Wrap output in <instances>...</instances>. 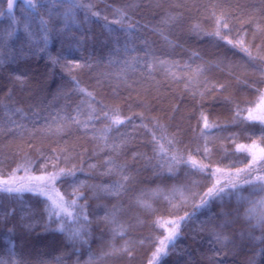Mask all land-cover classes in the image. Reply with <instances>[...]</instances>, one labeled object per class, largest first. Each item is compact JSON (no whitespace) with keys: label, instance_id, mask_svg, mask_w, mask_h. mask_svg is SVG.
I'll return each instance as SVG.
<instances>
[{"label":"trees","instance_id":"trees-1","mask_svg":"<svg viewBox=\"0 0 264 264\" xmlns=\"http://www.w3.org/2000/svg\"><path fill=\"white\" fill-rule=\"evenodd\" d=\"M77 2L66 15V0H33L35 8L12 0L11 10L0 0V180L75 167V176L57 180L55 189L66 200L76 198L70 195L75 189L88 217L70 224L50 218L44 195L0 193V264H264V224L257 219L264 190L259 182L244 183L264 170L232 175L251 161L235 152L236 145L255 143L260 155L264 124L238 121L213 129L210 155L194 151L202 147V113L221 125L237 108L264 115V105L256 108L264 60L249 61L207 34L215 31L213 13L223 12L231 31L222 34L235 41L238 32L247 33L253 54L261 46L264 55V34L256 32L264 27V0ZM220 84L226 87L218 90ZM114 109L125 121L119 126L101 114ZM152 133L175 141L174 147L160 141L170 152L191 153L224 174L184 163L169 173L170 162L154 153ZM122 176L129 179L119 194L103 190ZM217 179L219 187L232 182L237 188L204 197ZM201 197L208 204L197 210ZM185 212L195 214L180 223L173 243L165 240L167 254L153 260L171 227L158 221ZM61 223L65 231L58 230ZM77 228L82 236L70 239L69 230Z\"/></svg>","mask_w":264,"mask_h":264},{"label":"snow or ice","instance_id":"snow-or-ice-1","mask_svg":"<svg viewBox=\"0 0 264 264\" xmlns=\"http://www.w3.org/2000/svg\"><path fill=\"white\" fill-rule=\"evenodd\" d=\"M66 2L69 4L68 11L66 15L70 14L72 11V8L79 6L77 0H66ZM27 4L33 8L36 7V5L33 3V0H27ZM13 8L12 0H8V9L11 10ZM93 15H99V13H93ZM213 16L215 17V31L212 33H207L208 35H212L215 37H218L220 40L226 41L228 45H231L233 49H239L241 52L245 54V56L249 59V61H253L256 59L264 60V55H261L260 48L261 46H257V51L255 55L253 54L252 49L249 47L248 44L245 43L244 37L247 35V33L241 34L237 33V39L234 41L227 36L223 35L222 32L224 31H231L229 28L228 23V16L225 13H221L220 15H216V13H213ZM45 24V35L43 37L45 45L47 44V22L42 21ZM256 32L264 34V27L257 26ZM13 33H8L9 36H11ZM255 38V35L253 36ZM43 50V49H41ZM160 65L168 64L167 61L160 60L158 61ZM75 67H79V65H73ZM149 68L152 67L151 64L148 65ZM174 76L175 74L172 73ZM19 79V78H18ZM226 86L224 84H220L218 86L219 89H224ZM81 91H85L84 89H80ZM89 97L92 96V93H87ZM264 105V93H261L260 96V102L256 104V108L260 109L261 106ZM93 112H95V109H92ZM247 112V115L244 116L241 113ZM104 117L109 118L111 120L112 126H119L123 124L125 121L120 118L118 114V110H113V114L109 116L108 112L101 113ZM93 117L90 116L89 119H92ZM98 119L99 117H95ZM130 119V118H129ZM200 120L202 122V127L200 128V138L202 141V147H197L194 149V151L197 154H203L206 158L210 155L211 149L208 147V144L210 142H213L211 139L212 130H222L226 129L230 125H235L237 122L241 123H247L252 121H259L261 124H264V115H254L253 109H239L234 113V116L232 120L228 123H225L223 125L218 123H210L207 116L203 113L201 114ZM75 123L79 124V120H75ZM84 128L88 127V123H84ZM159 126V125H157ZM144 127H147V125H144ZM61 128H58L57 131H61ZM231 138V137H229ZM161 140H166L167 144L170 147L175 146V141L172 139H168L166 136L161 135L160 137H157L156 133H152V143L155 145L154 147V153L157 155H163L167 158V160L170 162L167 167V171L171 173L173 171L172 165L173 164H180L184 163L188 167L195 169L197 171H208L210 175L215 176L216 174H224V170L220 169L219 167L211 169L207 165L197 161L191 153H187L185 155H181L175 152H170L168 148H165L164 144L161 143ZM256 148L255 143H253L251 146L238 144L235 146V152L237 153H244L246 156L251 157V161L249 165L245 168H238L236 169L235 173H232V175L239 176L241 173H245L246 175H250L252 171L257 170L259 167L261 170H264V148L260 149V155L258 156L256 151L254 150ZM111 163V161H109ZM22 167V166H21ZM55 167V166H53ZM19 168H17L15 171H18ZM111 171V169H109ZM76 174L75 167L64 169L61 168L58 171H53L49 173L48 175H42L37 177H26L22 178L20 181H17L14 176L9 177L7 180H0V193H6V194H13V193H23V192H37L41 195H44L48 198L50 201V218L53 216L57 217L58 219H63L64 221L68 223H78L81 219L87 223L88 217L86 212L84 211L83 206L77 205V199L80 198V195L77 193L75 189H73V192L70 193V195L75 196L76 198L66 200L63 196V194L59 193L55 189V184L57 180H60L64 177H74ZM129 179L128 176H122V182H118L113 187H106L103 190L105 192H108L110 194H119L121 190H123L124 183L127 182ZM259 182L261 190H264V175L262 176H255L252 180L245 179L244 183L246 184H255ZM221 181L216 180L212 187H209L207 191L204 193V197H208L209 199L219 197L225 192V188L229 190H234L237 188L236 183L227 182L225 183L224 187H219ZM141 205L145 208H150V205L146 202L140 201ZM261 204H264V201L260 202ZM208 204V199H205L203 197L200 198L199 204L194 205L195 209H200L205 207ZM79 208V213H74L71 211V209ZM254 211V210H250ZM195 213H187L185 212L183 216L179 217L176 220H169V221H163L159 222L161 223V226L164 227L165 225H171V227L166 228L167 235L165 236L164 240L160 241L161 247H158L156 249V252L153 254V260H155L158 256L166 255V248L165 240L169 243H173L175 239L179 236V227L180 223L182 221H185L190 218V215H194ZM107 218V217H106ZM258 223L264 224V213L260 214L258 216ZM113 223L115 221L113 220ZM118 228L122 229L123 226L119 225ZM59 231H65L64 224L61 223L60 227L58 229ZM83 234L82 228L77 229H70L69 230V238H80ZM121 234L122 231H121ZM125 251H128V249H124ZM129 251V255H130ZM152 264V262H150Z\"/></svg>","mask_w":264,"mask_h":264}]
</instances>
